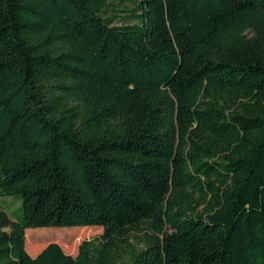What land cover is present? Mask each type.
Instances as JSON below:
<instances>
[{
	"label": "trees",
	"instance_id": "trees-1",
	"mask_svg": "<svg viewBox=\"0 0 264 264\" xmlns=\"http://www.w3.org/2000/svg\"><path fill=\"white\" fill-rule=\"evenodd\" d=\"M110 1L0 0V264H264V0Z\"/></svg>",
	"mask_w": 264,
	"mask_h": 264
},
{
	"label": "rangeland",
	"instance_id": "rangeland-1",
	"mask_svg": "<svg viewBox=\"0 0 264 264\" xmlns=\"http://www.w3.org/2000/svg\"><path fill=\"white\" fill-rule=\"evenodd\" d=\"M135 8V0H111L109 2V17H115L113 25H121L126 22L125 18L133 11ZM20 205L21 200L17 196H5L0 198V206L6 212L9 217L17 218L20 215ZM27 249L30 248V240L38 238L43 242L40 250L35 255L30 256L35 257L42 251L48 244L57 243L63 252L68 255L75 256L78 250V246L84 240H92L99 235H101L102 230L100 228H89V229H74V228H44V229H27ZM41 232L40 234L33 233ZM139 233L135 232V236ZM132 244H136L137 240L133 238L131 240ZM142 246L138 245L140 249ZM28 253V252H27ZM126 256L123 259L126 260Z\"/></svg>",
	"mask_w": 264,
	"mask_h": 264
}]
</instances>
